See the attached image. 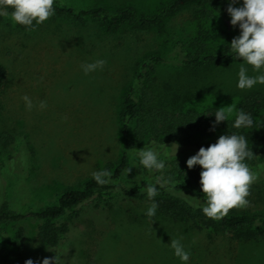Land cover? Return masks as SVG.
<instances>
[{
  "label": "rangeland",
  "instance_id": "1",
  "mask_svg": "<svg viewBox=\"0 0 264 264\" xmlns=\"http://www.w3.org/2000/svg\"><path fill=\"white\" fill-rule=\"evenodd\" d=\"M59 1L74 11L100 6L115 13L131 7L137 16H150L171 0ZM228 21L227 14L201 19L195 10L185 9L151 29L121 25L106 31L95 19L79 23L53 14L26 29L4 15L0 64L6 76L0 86V134L11 140L0 145V205L19 214L38 211L55 204L62 192L80 189L93 171L114 165L123 152L120 112L126 94L138 92L140 69L154 77L148 84L153 106L171 112L222 107L232 119L243 96L264 93V84L236 87V73L244 62L237 58L198 69L180 63L187 54L223 53L238 35V28ZM95 59H104L105 64L85 75L80 65ZM245 67L248 75L257 74L251 66ZM23 95L33 102L30 111ZM40 101L45 108L38 107ZM174 149L175 145L155 149L164 161L162 170L134 164L132 151L128 152L129 171L120 185L158 183L172 163L186 167V159L195 151ZM249 169L256 179L249 185L248 203L234 207L238 212L264 210V158ZM112 191L110 197L93 196L77 206L75 214L53 221L55 227L67 229L55 246L39 242L40 220L0 224V248L7 252L0 249V264H24L29 258L39 264L54 255L60 258L57 264H182L168 246L171 239H178L188 251L187 264H264V241H242L228 230H196L189 222L172 220L157 210L148 217L147 196Z\"/></svg>",
  "mask_w": 264,
  "mask_h": 264
},
{
  "label": "trees",
  "instance_id": "2",
  "mask_svg": "<svg viewBox=\"0 0 264 264\" xmlns=\"http://www.w3.org/2000/svg\"><path fill=\"white\" fill-rule=\"evenodd\" d=\"M226 6L227 0H171L150 16H137L131 7H124L115 13H110L100 6L74 11L67 4L54 0L53 14L59 17H71L79 23L86 19H95L106 31H111L121 25L147 30L158 26L164 18L185 9H193L199 18L208 19L214 15H226ZM3 16L0 15V21ZM233 55L232 50L226 47L220 54H187L180 63L185 68L198 69L233 60ZM154 61L160 62V59L155 58ZM5 76V69L0 64V86ZM150 76V74L141 72L140 69L138 92L129 91L124 98L123 108L120 112L123 152L114 165L110 164L103 169L106 173L103 177L107 181L106 183L98 184L93 178H90L80 189H69L62 192L55 204L38 211H29L26 214L12 212L4 204H1L0 224L35 218L42 222L37 232L39 242L43 245L55 246L67 229L65 226L57 228L52 222L64 215L75 214L76 207L91 197L108 198L115 188L128 197H146L145 185L147 183L141 182L139 186L131 188H124L119 183L124 170L128 167V152L137 146L156 149L175 143L182 149L196 152L201 146L206 148L209 144L214 143L219 135L237 133L245 136L253 153L250 158L245 160L248 167L260 165L264 158V93L251 92L243 96L235 106V112L239 109L251 114L253 123L250 128H233L234 116L232 119L226 116L224 122L212 127L214 117L208 114L217 110L215 106H208L199 111L185 109L173 112L153 106V96L148 84L154 82V77ZM132 125L133 127H131ZM10 140L9 135L0 134V145L7 146ZM199 171L198 166L189 170L179 162L172 163L171 169L163 173L160 182L154 183L157 194L152 199L157 204L156 210L172 220L189 222L196 230H228L235 233L237 238L242 241H264V210L238 212L232 207L218 218H209L200 211L205 197L199 190ZM192 193L195 198L200 199L189 203ZM17 236L20 240L21 229L18 230ZM0 249H4L2 252L7 253L5 247ZM3 264L5 263L3 262Z\"/></svg>",
  "mask_w": 264,
  "mask_h": 264
},
{
  "label": "clouds",
  "instance_id": "3",
  "mask_svg": "<svg viewBox=\"0 0 264 264\" xmlns=\"http://www.w3.org/2000/svg\"><path fill=\"white\" fill-rule=\"evenodd\" d=\"M54 0H0V15H7L11 22L27 28H34L47 20L54 13ZM238 5V6H233ZM225 12L229 17V25L238 28V35L234 36L227 44L234 53L233 58H239L241 63L236 73V87L248 89L256 84H264V0H227ZM104 59H95L80 65L81 71L87 75L103 67ZM245 65L252 67L257 74L248 75ZM26 110H31L33 102L27 95L21 96ZM38 107H46L44 101H40ZM214 113L208 114L214 117L212 127L226 119L224 108H216ZM231 112V109H227ZM253 123L251 114L237 109L232 120V127L236 129L250 128ZM175 145L174 152L178 147ZM174 155V153H173ZM253 155L248 140L242 134H222L214 143L206 148L201 146L195 154L188 157L185 166L191 169L198 166L199 190L205 197L200 211L209 218H218L229 208L246 205L248 201L249 185L255 181L256 175L246 164V158ZM159 153L151 147L132 149L130 158L132 162L138 163L145 169L162 170L164 161L159 159ZM126 173L129 168H126ZM104 170L93 171L92 178L98 184L107 181L103 179ZM145 192L151 203L145 210V215L152 217L155 214L157 204L152 198L157 194V188L153 183L145 185ZM182 194V193H181ZM183 195V194H182ZM200 199V198H199ZM197 198H191L189 203ZM168 246L173 255L187 264L189 253L178 239H171ZM60 258L54 255L51 260L47 257L39 260V264H57ZM24 264H34L29 258Z\"/></svg>",
  "mask_w": 264,
  "mask_h": 264
}]
</instances>
